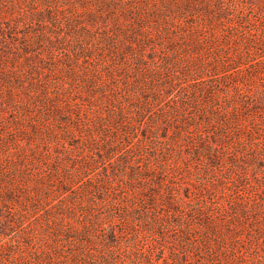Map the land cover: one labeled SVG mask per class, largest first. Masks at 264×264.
<instances>
[{
	"label": "rangeland",
	"instance_id": "1",
	"mask_svg": "<svg viewBox=\"0 0 264 264\" xmlns=\"http://www.w3.org/2000/svg\"><path fill=\"white\" fill-rule=\"evenodd\" d=\"M33 1L22 19L5 1L0 17V264L64 261L45 225L87 191L103 214L109 194L158 223L114 214L89 251L104 241L124 264H264V0Z\"/></svg>",
	"mask_w": 264,
	"mask_h": 264
},
{
	"label": "trees",
	"instance_id": "2",
	"mask_svg": "<svg viewBox=\"0 0 264 264\" xmlns=\"http://www.w3.org/2000/svg\"><path fill=\"white\" fill-rule=\"evenodd\" d=\"M8 2V0H0V17L3 16V5L5 2ZM51 3L58 5L59 3H65L66 1L70 3V5H135L139 3V5H189L191 0H142L141 3L139 0H50ZM221 1L224 2L225 0H209V2H214L216 4L221 5ZM233 5H236L237 0H227ZM40 2V1H39ZM14 6L12 10H15L13 13V17L16 19H22L25 17V13L20 14L18 11V5H21V0H13ZM33 3H36V0L33 1ZM52 7V6H51ZM220 7H218V10ZM20 10V7H19ZM167 10H170V8L166 9H160V8H154L152 12L155 14L153 19L160 17H166L167 18ZM221 12V11H220ZM221 14V13H220ZM221 16V15H220ZM219 16V17H220ZM236 18H240L239 14H236ZM210 25L213 29H219V27L222 25V23H216L211 21ZM142 28V27H141ZM221 28V33L222 32ZM234 36V33L229 32L227 33V36ZM224 36V34H223ZM226 36V35H225ZM26 38V37H25ZM35 45L38 46V41L33 37L28 38V42H26V45H24L26 53L30 50V48H33ZM255 45V44H254ZM255 47V46H254ZM257 51V49H256ZM30 52V51H29ZM121 169H125L120 166ZM141 174L136 173L135 177L138 180H142ZM145 175H143L144 177ZM132 181V179H130ZM133 190H136L135 188H132ZM67 191V190H66ZM127 192V188L124 189V193ZM121 193V191H119ZM86 197H74V199L71 198V200L67 203L65 202L61 207L60 211L57 213V224L55 229L50 227V220L47 221L46 225L48 229L50 230L47 232L46 235L52 239V241H56V243H59L62 241V243H65L68 247L70 252L64 256L65 260L52 262L50 264H124L127 259H130V257L127 254H123L121 246L118 248L111 247L109 244L105 243L104 241L95 242V250L90 251L86 248L85 244L89 242V239L91 238L92 230L95 229V225L98 223L106 222L108 219L115 220V215L120 217V219L124 221H134L142 219V221L145 223L146 230H150V228L155 225L158 226V223L154 220L152 223L149 220H145L147 217L145 215L137 214V208L135 207V204L132 202L130 205L128 202H126V206L122 209H118L114 204L111 203L112 198L108 194L107 200H105V204L102 207L105 208L104 211L106 214L101 213L98 211L99 204H97L95 200V195H92L90 191H87L85 195ZM136 197L129 198L130 201H134L136 203ZM126 197H124L125 201ZM139 199V196H138ZM67 201V200H66ZM110 203V204H109ZM102 205V203H101ZM129 209V210H127ZM117 211H123L120 215L117 213ZM69 220V221H67ZM49 224V225H48ZM161 227V224H160ZM182 244H186L185 242ZM71 247V248H70ZM185 249V248H184ZM188 248H186L187 250ZM192 251H186L188 252H194ZM124 255V257H122Z\"/></svg>",
	"mask_w": 264,
	"mask_h": 264
}]
</instances>
